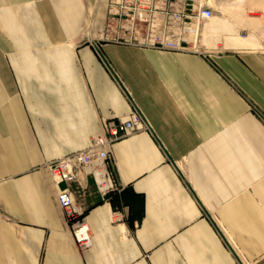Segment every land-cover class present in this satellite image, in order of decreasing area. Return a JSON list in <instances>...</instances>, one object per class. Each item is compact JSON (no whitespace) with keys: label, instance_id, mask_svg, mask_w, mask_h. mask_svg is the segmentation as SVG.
<instances>
[{"label":"crops","instance_id":"crops-1","mask_svg":"<svg viewBox=\"0 0 264 264\" xmlns=\"http://www.w3.org/2000/svg\"><path fill=\"white\" fill-rule=\"evenodd\" d=\"M107 2L0 0V264H264V19L214 14L201 53L160 51L99 42ZM134 106L151 132L115 143L111 166L142 202L130 220L96 164L60 184L48 165Z\"/></svg>","mask_w":264,"mask_h":264},{"label":"built area","instance_id":"built-area-1","mask_svg":"<svg viewBox=\"0 0 264 264\" xmlns=\"http://www.w3.org/2000/svg\"><path fill=\"white\" fill-rule=\"evenodd\" d=\"M213 16L214 9L206 0H108L98 41L160 51L201 53V27ZM100 59L113 78L125 86L113 65L105 57L100 56ZM140 132H151V128L135 106L126 119L105 120L102 133L91 140L87 149L48 165L54 181L60 184L76 180L83 167L96 164L103 193H121L123 187L111 170L112 149L118 141ZM57 200L78 248L90 249L93 243L89 224L71 194L60 190Z\"/></svg>","mask_w":264,"mask_h":264},{"label":"rangeland","instance_id":"rangeland-1","mask_svg":"<svg viewBox=\"0 0 264 264\" xmlns=\"http://www.w3.org/2000/svg\"><path fill=\"white\" fill-rule=\"evenodd\" d=\"M213 2L209 4L214 9V14L216 15L219 14L222 17L232 18L236 13L235 10H241L246 16L261 17L264 19V0H213ZM91 28L88 24L84 30L88 33ZM102 30L103 27L100 31L94 29V37L99 39L98 37Z\"/></svg>","mask_w":264,"mask_h":264},{"label":"trees","instance_id":"trees-1","mask_svg":"<svg viewBox=\"0 0 264 264\" xmlns=\"http://www.w3.org/2000/svg\"><path fill=\"white\" fill-rule=\"evenodd\" d=\"M113 206L127 205L130 207V220L140 218L142 210V202L138 194L133 193L130 189H125L121 195L113 194L110 198Z\"/></svg>","mask_w":264,"mask_h":264},{"label":"bare ground","instance_id":"bare-ground-1","mask_svg":"<svg viewBox=\"0 0 264 264\" xmlns=\"http://www.w3.org/2000/svg\"><path fill=\"white\" fill-rule=\"evenodd\" d=\"M208 3H210V4H212V3H214L213 2V0H206ZM202 37H204V36H202Z\"/></svg>","mask_w":264,"mask_h":264}]
</instances>
